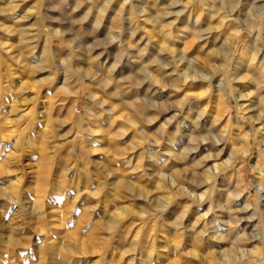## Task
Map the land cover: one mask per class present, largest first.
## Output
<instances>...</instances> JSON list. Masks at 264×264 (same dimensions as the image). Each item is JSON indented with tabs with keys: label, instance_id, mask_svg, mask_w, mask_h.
Returning a JSON list of instances; mask_svg holds the SVG:
<instances>
[{
	"label": "rangeland",
	"instance_id": "obj_1",
	"mask_svg": "<svg viewBox=\"0 0 264 264\" xmlns=\"http://www.w3.org/2000/svg\"><path fill=\"white\" fill-rule=\"evenodd\" d=\"M1 1L0 264H264V0Z\"/></svg>",
	"mask_w": 264,
	"mask_h": 264
},
{
	"label": "bare ground",
	"instance_id": "obj_2",
	"mask_svg": "<svg viewBox=\"0 0 264 264\" xmlns=\"http://www.w3.org/2000/svg\"><path fill=\"white\" fill-rule=\"evenodd\" d=\"M1 1V0H0ZM4 1V0H3ZM2 2V1H1ZM27 27V26H26ZM246 61V60H245ZM234 146V145H233ZM231 150H233V149H231ZM247 151V148H245V149H243V152H246ZM261 183V185L264 187V179L260 182ZM8 197V196H7ZM109 219V222L111 223V224H115V222H116V220L114 219V217H110V218H108ZM108 222V223H109ZM255 249H254V251L253 252H255V253H258L259 252V248L258 247H254ZM261 254V253H260ZM262 263V262H261Z\"/></svg>",
	"mask_w": 264,
	"mask_h": 264
}]
</instances>
